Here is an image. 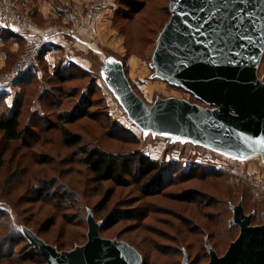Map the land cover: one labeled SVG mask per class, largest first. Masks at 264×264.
<instances>
[{"label": "rangeland", "instance_id": "obj_1", "mask_svg": "<svg viewBox=\"0 0 264 264\" xmlns=\"http://www.w3.org/2000/svg\"><path fill=\"white\" fill-rule=\"evenodd\" d=\"M116 5L120 8L117 0ZM170 16L169 0H146L139 12L115 11L100 22L106 23L109 37L94 36L123 61L134 89L148 103L157 96H177L202 104L185 90L151 77L152 54ZM111 36L116 37L113 42ZM56 70L65 80L59 81ZM82 72L58 64L50 70L39 60L34 75L11 84L12 91L2 99L10 107L20 102L23 114L22 139L10 142L7 150L0 131V264H45L22 225L61 250L86 242L89 209L104 220L101 235L136 246L144 264H181L184 249L190 264H206V235L218 254H224L240 233L239 226L229 222L232 205L240 201L247 212L255 209L254 223H262L264 190L233 173L243 167L264 176L260 161L231 162L191 143L144 136L99 73ZM259 75L264 77V55ZM83 110L87 116L65 124L83 136V143L69 147L59 116ZM82 144L126 155L125 182H97L81 160ZM139 153L164 168L161 186L149 187L140 180ZM42 156L46 161H40ZM49 220L53 224L47 228Z\"/></svg>", "mask_w": 264, "mask_h": 264}, {"label": "water", "instance_id": "obj_2", "mask_svg": "<svg viewBox=\"0 0 264 264\" xmlns=\"http://www.w3.org/2000/svg\"><path fill=\"white\" fill-rule=\"evenodd\" d=\"M169 21L152 54V78L192 94L201 103L177 96H157L148 103L134 89L121 59L98 38L69 33L72 53L84 70L98 72L144 136L191 143L231 162L260 161L264 170V0H169ZM230 225L240 233L219 255L209 235L206 264H264V210L254 223L240 201L232 205ZM104 220L89 209L87 241L68 250L47 242L32 228L21 230L45 264H144L130 242L103 237ZM181 264H190L184 249Z\"/></svg>", "mask_w": 264, "mask_h": 264}, {"label": "trees", "instance_id": "obj_3", "mask_svg": "<svg viewBox=\"0 0 264 264\" xmlns=\"http://www.w3.org/2000/svg\"><path fill=\"white\" fill-rule=\"evenodd\" d=\"M145 1L146 0H142L140 2H135L134 0H117L120 8L116 9L115 11L118 13L123 11L125 12V14H128L131 10L139 12L144 8ZM69 68L80 72L83 71V74L86 73L75 64H71L63 70H67ZM34 73V69H31L19 76L14 81V83L18 81H24L25 79L33 76ZM54 73L59 81L65 80L66 77H64V75L59 70H56V72ZM5 95V93H0V131L3 133V137L6 141L5 149L7 150L9 148L10 142L22 139L21 116L23 114V107L20 102L18 104H14L11 107L6 105L4 103V100L2 101L3 97L5 98ZM87 115V111L83 110L80 112L71 111L66 115L59 116L61 122H64L61 125V131L65 145L73 147L83 143V136L77 132L72 131L67 126H65V124L75 122ZM80 147L81 153L83 155V158L81 160L94 173L95 180L97 182L113 181L118 185H121L125 182L124 175L128 174L127 167L129 162L126 158V155L109 152L99 146L91 147L82 144ZM42 157L44 158L40 161H46L45 156ZM137 159L139 176L141 178L140 180L145 181L146 185H148L149 187L161 186L164 181V168L160 166L159 161L142 153H139L137 155ZM111 193L112 189L109 190V193L106 196L107 201H109ZM52 224V220L47 221V228H49Z\"/></svg>", "mask_w": 264, "mask_h": 264}, {"label": "built area", "instance_id": "obj_4", "mask_svg": "<svg viewBox=\"0 0 264 264\" xmlns=\"http://www.w3.org/2000/svg\"><path fill=\"white\" fill-rule=\"evenodd\" d=\"M117 9L116 0L74 1L67 8L64 18L69 32L80 34L87 28H93L100 22L108 20ZM113 16V15H112ZM1 22L17 30L26 39L25 47L12 68L0 72V84L14 82L19 76L34 69L39 64L43 47L50 42L52 34L41 29L39 23L28 15L18 0H0ZM233 173L242 180L250 181L264 190V176L247 171L243 167L234 168Z\"/></svg>", "mask_w": 264, "mask_h": 264}, {"label": "crops", "instance_id": "obj_5", "mask_svg": "<svg viewBox=\"0 0 264 264\" xmlns=\"http://www.w3.org/2000/svg\"><path fill=\"white\" fill-rule=\"evenodd\" d=\"M21 8L32 18H34L45 32L52 34L50 42L42 49L39 60L48 63L50 70L58 65L62 69L71 64H75L84 70L83 66L72 53L73 42L70 40L69 32H60V30H68L64 14L69 5L74 2H83L86 0H18ZM106 24V23H105ZM105 24L98 23L93 29L83 30L81 36L85 38H104L110 33ZM103 25V26H102ZM104 30L101 32V30ZM109 33V34H108ZM97 35V36H94ZM109 37V36H108ZM111 42L115 40L110 37ZM26 44V39L16 29L5 25L1 22L0 17V70H8L12 67L15 60L18 59L22 49ZM39 64L34 68V72ZM85 71V70H84ZM86 72V71H85ZM14 82L0 84V93H9L13 89Z\"/></svg>", "mask_w": 264, "mask_h": 264}]
</instances>
